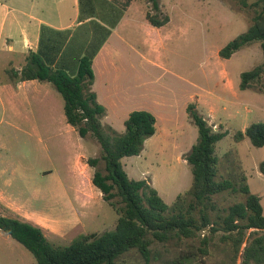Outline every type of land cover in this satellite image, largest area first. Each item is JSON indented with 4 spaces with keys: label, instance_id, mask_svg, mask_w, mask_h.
Wrapping results in <instances>:
<instances>
[{
    "label": "rangeland",
    "instance_id": "rangeland-1",
    "mask_svg": "<svg viewBox=\"0 0 264 264\" xmlns=\"http://www.w3.org/2000/svg\"><path fill=\"white\" fill-rule=\"evenodd\" d=\"M159 1L169 23L159 30L153 28L146 19L147 12L152 11L150 0H137L130 24L122 29L127 46L120 49L114 66L110 64L103 76L114 83L118 93L125 91L128 111L144 106L164 117L173 113L178 141L155 144L160 136L148 139L140 156L123 159L127 173L131 179L148 180L168 205L192 188L193 174L185 158L197 141L198 129L188 119L186 105L192 102L198 107L199 97L203 103L197 109L209 124L215 131L229 132L217 144V179L230 180L239 187L247 185L252 194L260 197L264 209V174L259 169L264 161V147H255L249 140H234L237 132L254 123H264V75L254 88H239L241 74L264 64V53L261 44L255 43L228 60L219 55L223 47L249 29L257 8H245L237 0ZM103 10L101 4L102 13L97 17L102 22L106 21ZM103 36L99 33L87 51L93 50ZM139 53L145 54L147 60ZM104 92L109 95V87ZM17 103L19 117L11 114L4 103L0 105V198L20 206L22 216L42 227L56 246H68L82 234L115 229L119 215L103 200L100 191L78 198L71 191L64 193L60 189L61 184L72 187L76 183L72 179V160L79 134L70 129L65 117L51 119L50 130L45 133H31L30 99L24 103L19 98ZM114 115L111 110L103 122L113 123L122 134L124 122ZM159 121L161 127L162 120ZM35 122L48 124L42 118ZM86 142L91 148L88 160L101 158L97 140L89 136ZM99 167L104 170L103 161ZM48 170H53L54 176L44 173ZM245 200L242 193L224 192L215 197L220 212ZM217 211L211 212L213 218ZM0 213L16 216L1 203ZM206 238L210 239L207 246ZM203 248L207 255L200 251ZM241 254L223 238L222 232L212 235L204 231L191 240L154 241L149 260L134 249L116 264H241ZM0 264H36V259L0 230Z\"/></svg>",
    "mask_w": 264,
    "mask_h": 264
},
{
    "label": "trees",
    "instance_id": "trees-1",
    "mask_svg": "<svg viewBox=\"0 0 264 264\" xmlns=\"http://www.w3.org/2000/svg\"><path fill=\"white\" fill-rule=\"evenodd\" d=\"M133 1L136 0H126L124 6L128 7ZM237 1L245 8H257V15L246 32L221 49L219 55L224 60L255 43L261 44L264 53V0ZM150 2L152 11L147 12V21L154 28L165 27L170 18L164 15L160 1ZM103 30L106 33L99 44L91 51L86 50L79 60L76 74L53 68L41 54L33 52L27 56L22 70L10 69L6 74L7 81L13 85L31 80L51 83L64 99L67 123L82 138L91 136L97 140L101 158H90L87 163L95 169L93 185L119 215L115 229L101 234H82L65 247L52 244L42 227L19 217L0 213V230L27 249L35 257L36 264H116L120 257L134 249L149 260L154 241L191 240L204 231L212 235L222 232L223 238L242 253L241 264H264L261 199L252 194L247 185L239 187L230 180L217 179L220 171L217 144L229 132L215 131L195 103L189 104L187 113L198 129V138L185 158L193 174L192 188L178 195L173 205H168L148 180L130 178L123 159L142 154L146 141L157 132V119L149 111H133L125 121L122 134L103 123L107 109L98 102L97 94L92 90L93 62L110 34V30ZM263 75L264 64L243 72L240 90L254 88ZM234 140L237 143L249 140L255 147L263 148L264 123H254L245 131L237 132ZM101 161L105 164L104 170L99 167ZM259 169L264 174V161ZM224 192L242 193L246 200L220 212L215 197ZM215 211L218 214L213 218L211 212ZM204 241L206 246L210 244L209 238ZM200 251L208 254L206 248Z\"/></svg>",
    "mask_w": 264,
    "mask_h": 264
},
{
    "label": "crops",
    "instance_id": "crops-1",
    "mask_svg": "<svg viewBox=\"0 0 264 264\" xmlns=\"http://www.w3.org/2000/svg\"><path fill=\"white\" fill-rule=\"evenodd\" d=\"M136 1L125 7L126 0H0V70L2 71L0 105L4 103L6 108L7 106L10 108L11 114L19 117L17 99L21 98L24 103L30 99L31 133L40 134L45 133V130L49 131L51 119L61 117L66 119L64 99L51 83L31 80L13 85L7 81L6 72L10 69L22 70L26 65L27 56L33 52L41 54L53 68L64 69L71 75L76 74L79 60L99 33L105 35L106 32L103 30L105 28L110 30V34L93 62L95 80L92 90L97 94L98 102L106 107V117L113 110L114 117L121 119L125 125V121L133 112L128 111L129 98L127 97L126 102L123 97L125 91L122 89V93H118L119 89L113 86L114 83L104 80L103 75L110 64L114 66V60L119 57L120 49L124 45L127 46V38L122 34V29L130 24V14ZM101 4L106 16V21L103 22L97 17L102 13ZM139 54L146 59L145 54ZM108 87L109 95L104 92ZM198 102L197 108L200 109L203 101L199 97ZM191 103L186 105V112ZM137 108L155 115L157 132L154 136H160L155 144L172 139L175 142L178 141V136L174 135L177 130L173 113L164 117L150 107L149 109L144 106ZM159 116L162 117L159 118ZM40 118L47 119V126L44 123L35 122ZM159 120H162L161 127ZM110 126L116 130L113 123H110ZM70 129L76 131L72 126ZM86 139L80 136L77 141V151L72 160L74 174L72 179H75V185L72 187L60 185L64 193L71 191L78 198H85L100 191L92 183L94 170L87 163L91 148ZM44 173L48 174V177L54 176L53 170L44 171ZM0 203L5 209L16 213L13 217L30 222L29 218L22 216L20 211L22 208L11 200L6 201L5 198H0Z\"/></svg>",
    "mask_w": 264,
    "mask_h": 264
}]
</instances>
